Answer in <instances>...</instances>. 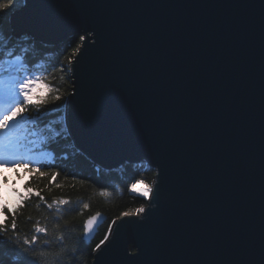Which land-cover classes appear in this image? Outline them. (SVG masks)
<instances>
[{"label":"water","instance_id":"95a60500","mask_svg":"<svg viewBox=\"0 0 264 264\" xmlns=\"http://www.w3.org/2000/svg\"><path fill=\"white\" fill-rule=\"evenodd\" d=\"M20 1L15 33L47 47L87 37L64 105L74 149L160 174L147 212L114 220L91 264L142 249L136 264H247L262 229L264 0Z\"/></svg>","mask_w":264,"mask_h":264},{"label":"snow or ice","instance_id":"6c2138e0","mask_svg":"<svg viewBox=\"0 0 264 264\" xmlns=\"http://www.w3.org/2000/svg\"><path fill=\"white\" fill-rule=\"evenodd\" d=\"M16 2L17 0H0V16H9ZM23 2L26 3L27 0ZM261 35L264 36V5L261 8ZM29 36V33L17 34L0 27V251L7 252L18 261V264H57V262L62 264V257L66 253V248L63 247L65 239L63 235H55L59 251L53 252L49 247L50 232L47 224L42 225L39 220L35 221L31 234L22 235L18 230L19 214L34 198L39 201L38 208L43 207L49 213H56L51 219L54 231L61 228V214L72 211L66 207L72 203L69 199L58 198L48 202L42 194L45 189L51 192L50 185L56 188L62 187L61 184L56 183L60 171L53 170L56 153L51 145L68 137L66 125L60 126L56 119H50L43 124L40 122L55 111L48 105H56L58 109L62 107L58 102L67 101L63 99L60 89L54 87L49 77L44 74L48 69L41 70L38 59L34 56L37 51L35 44L30 39H25ZM86 39L85 35H80L81 43L76 45L67 58L69 66L78 62L73 58L78 57ZM50 66L56 68L55 64ZM57 70L63 73L67 69L61 64ZM261 73L262 88H264V54L261 56ZM38 84L44 85L42 95L36 94ZM261 151L264 158V143ZM153 177L155 179L152 183L144 179H136L128 190L144 200H151L159 191L160 174L153 172ZM45 180L48 183L43 188L39 187L40 182ZM100 195L108 196L109 192L101 191ZM88 207L87 203L83 204V208ZM146 212L147 209L141 205L134 210L123 212L122 216L140 217ZM28 219L31 220V217ZM45 219L47 220L48 217ZM101 219V214L97 212L84 223L83 237L69 259L74 260L83 251L84 245L91 241ZM113 225L115 221H112L104 238L92 249L93 253L98 252L109 242ZM64 227H67V222ZM143 255L142 249L135 260L129 261V264H136V260ZM247 264H264V195H262L261 243L259 251L249 256Z\"/></svg>","mask_w":264,"mask_h":264},{"label":"trees","instance_id":"16d2710c","mask_svg":"<svg viewBox=\"0 0 264 264\" xmlns=\"http://www.w3.org/2000/svg\"><path fill=\"white\" fill-rule=\"evenodd\" d=\"M21 6L22 2L17 0L11 13ZM9 17L10 15L0 16V27L10 30ZM25 39L30 38L26 37ZM30 40L37 48L34 56L37 57L41 70L43 68L48 69L44 74L49 77V81L54 87L60 89L63 99L66 101L71 91L70 66L67 63V58L70 56L71 51L76 48V45L81 43L79 37L73 36L52 48H44L32 39ZM52 64H55L56 68L51 67ZM61 64L67 69L63 73L57 70ZM61 76H63V80H61ZM36 86L38 87L36 94L42 95L44 85L38 84ZM58 103L62 104V107L58 109L56 105H48L49 108L55 109V111L46 116L45 120L40 122L41 124L50 119H56L60 126H64L65 103L63 101ZM51 148L56 153L53 170L60 171L56 183L61 184L62 187L56 188L54 185H50L51 192L45 189L42 194L48 202L58 198L69 199L72 203L66 207L72 209V211L61 214V228L54 231L51 219L56 213H49L43 207L38 208L39 201L34 198L29 206L19 214L18 230L22 235L25 233L31 234L33 223L39 220L42 225L47 224L49 227L50 235L48 239L50 240L49 247L51 251H59L55 235L60 234L65 237L63 247L66 248V253L62 257V264H91L92 249L104 238L112 221L123 217V212L134 210L146 204L142 197L130 193L128 190L130 184L136 179H144L148 183H152L154 171L143 162L125 163L110 170L101 169L80 155L72 146L69 138L66 140L61 139L58 143L52 144ZM47 183V180L42 181L39 187L43 188ZM33 186L36 187V185ZM101 191H107L109 195L101 196ZM84 203L89 205L87 209L83 208ZM97 212L105 216V222L98 229L95 237L84 245L83 251L74 260L69 259L83 236L84 222ZM28 217H31V220ZM45 217H48V219L46 220ZM65 222H67L66 228L64 227ZM0 264H18V261L13 259L7 252L0 251Z\"/></svg>","mask_w":264,"mask_h":264},{"label":"rangeland","instance_id":"374dc122","mask_svg":"<svg viewBox=\"0 0 264 264\" xmlns=\"http://www.w3.org/2000/svg\"><path fill=\"white\" fill-rule=\"evenodd\" d=\"M26 38V37H25ZM36 43H38V42H36ZM39 45H41L42 47H44V48H52V47H47V46H45V45H43V44H41V43H38ZM38 87L36 86V89H37ZM131 193V192H130ZM132 195H136V196H138L137 194H135V193H131Z\"/></svg>","mask_w":264,"mask_h":264}]
</instances>
